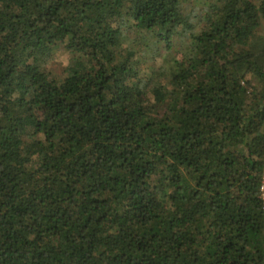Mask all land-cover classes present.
Wrapping results in <instances>:
<instances>
[{"label":"trees","instance_id":"obj_1","mask_svg":"<svg viewBox=\"0 0 264 264\" xmlns=\"http://www.w3.org/2000/svg\"><path fill=\"white\" fill-rule=\"evenodd\" d=\"M183 4L0 0V264H264V0Z\"/></svg>","mask_w":264,"mask_h":264},{"label":"rangeland","instance_id":"obj_2","mask_svg":"<svg viewBox=\"0 0 264 264\" xmlns=\"http://www.w3.org/2000/svg\"><path fill=\"white\" fill-rule=\"evenodd\" d=\"M212 2V0H184L183 12L194 15H201L204 13V9ZM206 5V6H205ZM256 35L262 42H264V20L261 22L260 27L256 31ZM179 43L176 41V44ZM176 49V48H175ZM70 55L64 51L62 47H56L52 52V57L47 65V70L55 77H61L64 67L68 65ZM161 59L157 58L149 65H141L140 69L142 73L149 74L155 77L157 73V67L160 66Z\"/></svg>","mask_w":264,"mask_h":264},{"label":"built area","instance_id":"obj_3","mask_svg":"<svg viewBox=\"0 0 264 264\" xmlns=\"http://www.w3.org/2000/svg\"><path fill=\"white\" fill-rule=\"evenodd\" d=\"M257 196H258L261 208L264 211V167L262 169L261 176H260Z\"/></svg>","mask_w":264,"mask_h":264}]
</instances>
